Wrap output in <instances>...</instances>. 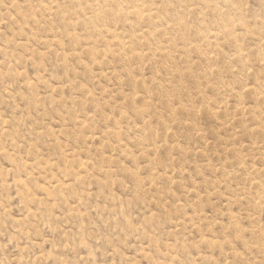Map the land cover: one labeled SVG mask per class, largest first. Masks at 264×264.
Masks as SVG:
<instances>
[{
  "label": "rangeland",
  "instance_id": "374dc122",
  "mask_svg": "<svg viewBox=\"0 0 264 264\" xmlns=\"http://www.w3.org/2000/svg\"><path fill=\"white\" fill-rule=\"evenodd\" d=\"M0 264H264V0H0Z\"/></svg>",
  "mask_w": 264,
  "mask_h": 264
}]
</instances>
